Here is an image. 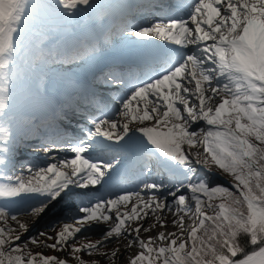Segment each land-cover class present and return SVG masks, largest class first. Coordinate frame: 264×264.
Instances as JSON below:
<instances>
[{
  "label": "snow or ice",
  "instance_id": "obj_1",
  "mask_svg": "<svg viewBox=\"0 0 264 264\" xmlns=\"http://www.w3.org/2000/svg\"><path fill=\"white\" fill-rule=\"evenodd\" d=\"M123 261L264 264V0H0V264Z\"/></svg>",
  "mask_w": 264,
  "mask_h": 264
},
{
  "label": "bare ground",
  "instance_id": "obj_2",
  "mask_svg": "<svg viewBox=\"0 0 264 264\" xmlns=\"http://www.w3.org/2000/svg\"><path fill=\"white\" fill-rule=\"evenodd\" d=\"M44 163V162H43ZM169 219H171V217L169 216ZM172 229L169 228V231H171ZM145 235H148V234H145ZM151 235H155V233H151ZM97 237L96 236H92V239H96ZM115 245H109V247H114ZM137 251V249L133 248L132 249V253H135ZM123 263H126V261H123Z\"/></svg>",
  "mask_w": 264,
  "mask_h": 264
},
{
  "label": "rangeland",
  "instance_id": "obj_3",
  "mask_svg": "<svg viewBox=\"0 0 264 264\" xmlns=\"http://www.w3.org/2000/svg\"><path fill=\"white\" fill-rule=\"evenodd\" d=\"M93 236H95V235H93ZM34 251H39V249H34ZM45 252H46V254H57V255L60 254V253H51V252H48L47 250H45ZM121 264H126V263L121 262Z\"/></svg>",
  "mask_w": 264,
  "mask_h": 264
}]
</instances>
